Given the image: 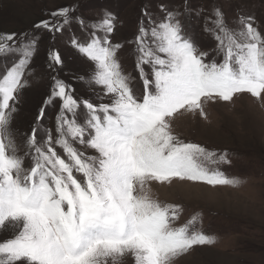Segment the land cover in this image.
I'll return each instance as SVG.
<instances>
[{"label":"snow or ice","instance_id":"1","mask_svg":"<svg viewBox=\"0 0 264 264\" xmlns=\"http://www.w3.org/2000/svg\"><path fill=\"white\" fill-rule=\"evenodd\" d=\"M78 7L53 10L51 19L34 27L53 39L73 23L86 33L85 41L73 36L71 46L93 70L73 79L91 95L78 96L58 78L63 60L50 49L47 67L57 75L30 131L20 134L22 142L11 125L34 75L38 39L0 34V234L11 233L0 239V264H124L126 256L134 264H175L197 247L214 246L216 237L197 226L199 214L176 226L183 207L154 199L150 183H243L216 167L230 163L227 153L184 142L173 134L172 122L189 113L207 119L209 102H232L244 93L264 103V34L255 17L240 15L232 25L214 7L203 29L216 42L208 60L210 53L185 23L193 14L190 6L170 10L161 4V18L145 7L127 42L133 76L122 69L125 44L111 39L118 18L104 9L89 22ZM106 97L109 102H103ZM56 101L50 128L46 109Z\"/></svg>","mask_w":264,"mask_h":264},{"label":"rangeland","instance_id":"2","mask_svg":"<svg viewBox=\"0 0 264 264\" xmlns=\"http://www.w3.org/2000/svg\"><path fill=\"white\" fill-rule=\"evenodd\" d=\"M161 4L170 10L190 6L193 14L185 18V23L201 50L210 53L208 60L215 56L211 50L216 42L203 29L214 7L221 8L232 25L240 15L254 16L264 34V0H0V34L29 33L38 39V51L31 63L34 75L28 77L30 86L20 95L18 112L11 125L18 142H22L21 133L30 131L40 107L50 94L51 77L57 75L47 67L50 49L58 51L63 60L58 78L73 85L78 96L91 95L82 83L73 79V76H88L93 70V64L71 46L73 36L85 41L86 33L73 23L62 33H56L53 39L52 34L36 29L35 24L51 19L49 14L53 10L65 6L78 5V13L89 22L97 20L104 9L109 10L118 18L111 39L113 43L125 44L120 52L122 69L135 76L134 58L130 54L132 45L127 42L137 33L142 9L147 7L161 18ZM198 10H202L199 15L196 14ZM6 59L10 64L13 58ZM3 67L4 60L0 59V71ZM134 88L138 95L143 91L138 78ZM91 98L94 103L101 102L94 96ZM109 99L106 97L103 102H109ZM58 109L59 101L46 109L45 124L50 128H54ZM205 111L207 119L198 113L177 116L172 122L173 134L184 142L227 153L230 163L216 167L243 183L238 187H211L179 180L170 185L150 183L154 199L183 207L176 226L184 225L199 214L201 223L197 226L205 234L216 237L214 246L197 247L191 254L178 258L175 264H264V103L244 93L234 97L232 102H209ZM10 235V232H4L0 239ZM124 264H134L133 258L126 256Z\"/></svg>","mask_w":264,"mask_h":264},{"label":"bare ground","instance_id":"3","mask_svg":"<svg viewBox=\"0 0 264 264\" xmlns=\"http://www.w3.org/2000/svg\"><path fill=\"white\" fill-rule=\"evenodd\" d=\"M188 182V181H187ZM188 183H190V182H188Z\"/></svg>","mask_w":264,"mask_h":264}]
</instances>
